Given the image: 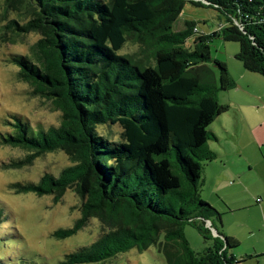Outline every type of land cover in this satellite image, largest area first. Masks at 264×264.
I'll list each match as a JSON object with an SVG mask.
<instances>
[{"label":"trees","instance_id":"obj_1","mask_svg":"<svg viewBox=\"0 0 264 264\" xmlns=\"http://www.w3.org/2000/svg\"><path fill=\"white\" fill-rule=\"evenodd\" d=\"M188 3L217 11L226 25L210 36H197L194 22L176 32ZM17 4L28 21H9L1 37L11 32L41 38L30 56L14 55L11 63L18 79L62 117L48 129L16 117L0 142L30 153L14 166L56 151L71 165L58 176L46 173L38 183L10 187L53 195L55 202L73 190L82 201L81 217L73 228L57 231V238L75 235L91 219L102 227L99 239L68 255L65 264L103 263L162 240L167 264L246 262L234 257L236 239L217 230L212 237L205 228L213 219L222 225V215L201 197L205 168L218 158L210 148L218 140L210 127L230 109L218 94L237 87L226 63L215 62L218 73L208 65L209 42H238L236 59L264 78V0H6V11ZM128 41L153 48L155 64L121 55ZM117 125L121 142L98 132L99 126ZM4 221L0 209V226ZM185 224L210 242L203 253L184 238Z\"/></svg>","mask_w":264,"mask_h":264},{"label":"rangeland","instance_id":"obj_2","mask_svg":"<svg viewBox=\"0 0 264 264\" xmlns=\"http://www.w3.org/2000/svg\"><path fill=\"white\" fill-rule=\"evenodd\" d=\"M5 2L0 0V136L12 132L16 117L44 129L57 127L62 113L51 102L35 96L33 88L18 79L19 69L11 63L14 55L30 56L32 46L41 36L31 33L15 38L9 32L1 37L9 21L23 25L29 18L25 11L17 9L18 4L6 11ZM185 22L196 24L197 36L213 35L226 25L225 18L217 11L189 3L175 24V31H183ZM193 42L194 37L189 38L186 46L190 48ZM209 49L211 61L208 65L218 73L215 62L226 63L238 87L250 83L248 77H257L246 72L243 64L236 59L240 52L238 42L213 37ZM120 54L128 55L143 65L155 64L154 49L133 41H128ZM241 71L246 78L240 76ZM238 87L218 94L219 103L230 109L210 127L218 138L211 141L210 146L219 157L205 168L201 197L222 215V225L213 219L214 227L212 222H206L205 228L212 237H217L214 232L217 230L223 236L236 239L240 247L234 252V257L240 261L244 260L249 248L263 238L260 221L264 210V163L260 150L252 144L249 124L246 123L244 128L236 124V102L244 104L253 121L264 118V106L258 108L250 99L243 97ZM98 132L111 141L121 142L122 128L118 125L99 126ZM258 137L261 139L260 135ZM239 147L246 149V153L241 154ZM29 154L0 142V209L5 215V221L0 226V264H65L68 255L94 244L101 235L102 227L97 219H91L88 226L75 235L64 239L54 236L59 230L74 227L81 217V199L73 190H68L59 202H55L53 195L40 197L32 192L17 193L10 186L38 183L46 173L58 176L71 163L64 152L56 151L36 158L29 165L14 166L27 160ZM182 230L194 252L203 253L209 247L210 242L193 226L185 224ZM163 246L164 240L147 250L134 247L103 263L94 264H167ZM243 264L252 263L247 261Z\"/></svg>","mask_w":264,"mask_h":264},{"label":"crops","instance_id":"obj_3","mask_svg":"<svg viewBox=\"0 0 264 264\" xmlns=\"http://www.w3.org/2000/svg\"><path fill=\"white\" fill-rule=\"evenodd\" d=\"M240 76L246 78L245 77L246 75H244L242 71L240 73ZM254 76L257 77H248L249 78L248 80L251 81L250 83L249 82L246 84L243 83L242 86L240 87L237 86V87L239 90H241V94L243 95V97L245 96V98L250 99L254 105H256L258 108H261L264 106V78L258 74ZM236 107H237L235 112L236 124L240 128H244L246 123L249 124L252 135V140H251L252 144L254 146H257L258 149L260 150V155L262 156V162L264 163V118L262 120L260 118L254 119L253 121L251 115L248 114L244 109L245 106L242 102H236ZM259 135L261 139L258 137ZM239 150L241 154L246 153V149L242 147H239ZM260 231L263 234V238L262 240L258 241L249 248L248 254H246V257L244 258L246 259V262L250 261L252 264H264V210H262V215H261Z\"/></svg>","mask_w":264,"mask_h":264},{"label":"built area","instance_id":"obj_4","mask_svg":"<svg viewBox=\"0 0 264 264\" xmlns=\"http://www.w3.org/2000/svg\"><path fill=\"white\" fill-rule=\"evenodd\" d=\"M194 31H195V32H197V33H199V31H198V29H197V28H195V29H194Z\"/></svg>","mask_w":264,"mask_h":264},{"label":"water","instance_id":"obj_5","mask_svg":"<svg viewBox=\"0 0 264 264\" xmlns=\"http://www.w3.org/2000/svg\"><path fill=\"white\" fill-rule=\"evenodd\" d=\"M208 223H210V222H208ZM214 232H215V234H216V236H217L216 230H214Z\"/></svg>","mask_w":264,"mask_h":264}]
</instances>
